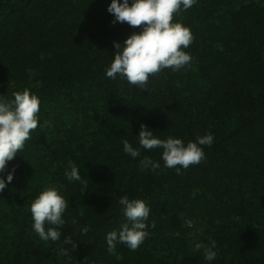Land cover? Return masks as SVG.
Here are the masks:
<instances>
[{
    "label": "trees",
    "instance_id": "obj_1",
    "mask_svg": "<svg viewBox=\"0 0 264 264\" xmlns=\"http://www.w3.org/2000/svg\"><path fill=\"white\" fill-rule=\"evenodd\" d=\"M111 0H0V95L30 88L40 124L9 162L0 193V264H64L58 244L31 231V200L46 185L69 207L64 235L71 264H208L193 242L217 243L212 264H264V0H197L176 19L194 36L190 67L165 69L140 89L105 76L133 31L113 24ZM185 142L211 132L206 159L182 174L140 171L121 140L138 144L141 124ZM81 182L65 177L68 162ZM150 206L147 236L130 251L106 249L125 222L118 199ZM81 234L82 226H89Z\"/></svg>",
    "mask_w": 264,
    "mask_h": 264
},
{
    "label": "clouds",
    "instance_id": "obj_2",
    "mask_svg": "<svg viewBox=\"0 0 264 264\" xmlns=\"http://www.w3.org/2000/svg\"><path fill=\"white\" fill-rule=\"evenodd\" d=\"M197 0H111L107 9L114 15L113 24L126 22L139 31H133L122 43L114 42L115 51L110 63L105 67V76L112 80L119 78L129 85L147 89L150 78L165 69L179 72L190 67L192 56L187 49L193 43L194 36L190 28L176 19L181 11H187ZM41 100L30 88L25 87L12 93L11 98L0 95V193L13 181L16 167L8 168L18 153H22L26 141L32 139V133L40 124ZM133 145L127 138L121 140L123 152L133 159H139L140 171L156 172L161 169H175L177 174L192 165H198L206 159L205 147H212L214 135L209 132L196 136L194 140L185 142L183 138L168 135L159 137L146 124H141ZM141 150L160 151V160L150 155L141 158ZM65 177L69 182L82 181L79 167L68 162ZM125 222L119 228L106 233V249L115 254L119 244L126 245L130 251L137 250L147 236V228L154 227L149 223L151 206L141 198L121 196L118 201ZM69 207L60 188L46 185L31 200V231L45 242L58 244V256L67 258L64 264H71L68 244H73L70 237L64 235L66 225L65 213ZM89 226L80 228L81 234H87ZM196 250H202L208 264L218 255L217 243L209 238L208 243L194 241Z\"/></svg>",
    "mask_w": 264,
    "mask_h": 264
}]
</instances>
